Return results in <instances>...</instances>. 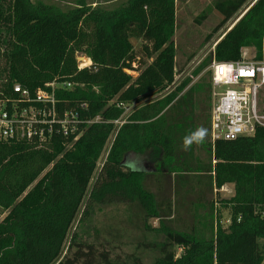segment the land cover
<instances>
[{"label": "trees", "instance_id": "1", "mask_svg": "<svg viewBox=\"0 0 264 264\" xmlns=\"http://www.w3.org/2000/svg\"><path fill=\"white\" fill-rule=\"evenodd\" d=\"M177 1L119 0L116 7L107 8L75 0L74 6L62 8L43 1L0 0V53L5 61L0 97H9L15 84L35 93L52 82L72 83V90L58 91L61 110L86 104L85 118L101 117L70 149L60 138L41 149L0 143V211L6 214L0 222V264H132L117 262L109 252L97 257L93 246H80L72 257H62L87 197L82 220L93 205L124 203L137 204L147 221H161L157 228L145 224L146 231L165 241L152 245L160 249L153 264L263 263L264 128L251 138L218 141L212 161L202 163L193 144L187 148L183 144L192 122L175 121L172 113L186 109L180 105L185 100L191 111L196 109L194 92L203 93L204 87L194 85L179 97L191 82L187 79L173 93L147 101L155 93L169 91L176 81ZM247 1L215 0L222 24ZM205 18L203 13L198 21ZM137 41L142 44L139 53ZM263 44L264 0H259L216 46L214 59L237 61L243 49H254L255 59L262 61ZM77 54L91 65L79 69ZM127 71L138 72V77ZM113 100L138 107L117 130L97 173L115 130L113 122L124 112L110 105ZM147 152L162 156L160 168L165 171L156 177L173 174L181 189L193 175L205 176L195 178L199 183L205 178L211 190L234 185V196L222 201L223 208L231 211L230 224L222 225L221 213L212 205L200 229L182 232L166 226L162 220L172 216V204L165 203V208L147 190V174L125 164L128 153ZM76 240L74 236L72 248ZM177 247L185 249L178 258ZM133 264L142 262L135 258Z\"/></svg>", "mask_w": 264, "mask_h": 264}, {"label": "rangeland", "instance_id": "2", "mask_svg": "<svg viewBox=\"0 0 264 264\" xmlns=\"http://www.w3.org/2000/svg\"><path fill=\"white\" fill-rule=\"evenodd\" d=\"M43 1L47 4L57 5L62 8L72 7L75 0H34ZM89 4H102L107 8H114L119 4V0H86ZM259 0H248L245 5L227 22L222 24V17L214 9L215 0H178L176 17L177 29L174 42L176 51V81L169 87V91L153 94L147 101L159 100L173 93L187 79H191L188 87L179 94L183 96L194 85L204 87V92H194L193 106L196 107L191 111L190 105H184L186 100L180 105L186 109H176L172 113L175 121L178 119H190L192 125L188 127L190 133L197 128L206 129V136L199 143H193L194 155L201 160L202 163L212 161L213 145L210 142V89L208 90L209 67L214 59L216 46L233 29ZM206 13L204 21L199 20L200 15ZM141 41L134 43L136 51L139 53ZM249 55L255 56L254 49H249ZM142 58V54H139ZM86 57L79 55L77 62L82 64V59ZM264 59V55H263ZM203 64H207L202 71L196 75L195 73L201 69ZM138 65L135 66L137 68ZM5 61L0 53V73L4 70ZM133 78L138 77V72L127 71ZM5 81L0 78V87ZM208 86V87H207ZM161 95V96H160ZM147 103V102H146ZM259 109L264 114V87L259 92ZM186 110V111H185ZM192 118V119H191ZM189 133V134H190ZM112 148V142L109 141L105 146L103 155L98 164V171L104 164L109 152ZM213 165L215 161L213 160ZM125 164H130L134 168L144 171L147 174L146 188L155 195L158 202L164 203L167 208L168 203L172 204V216L165 215L164 224L169 228L182 232H192L194 229H200L201 223L205 217H208L212 210L211 206L220 211L223 226L227 227L231 222V211L222 206V201H229L235 194L234 185L228 184L220 190L216 187L211 190L206 185L207 180L202 178L201 182L195 177L191 178L181 189L174 184L175 176L173 174H165L163 178L156 175L163 166L161 154H152L151 152L136 154L128 153L125 158ZM165 171V169H162ZM97 173L93 180L97 177ZM91 181L90 188L94 183ZM90 192V191H89ZM166 203V204H165ZM88 197L85 199L80 213L75 220L68 240L66 242L63 255L72 257L78 247L93 246L97 257L103 252H109L111 257L117 262H134L139 259L142 264H153L160 256V249L151 248L156 243H163L164 237L146 231L145 224L153 228L160 225V220L145 219V214L137 204H112V205H93L89 207V214L82 220V215L87 208ZM6 214L0 211V222L5 218ZM76 237V243L71 246L73 237ZM70 249V250H69ZM185 249L177 247L175 249L176 258L184 253Z\"/></svg>", "mask_w": 264, "mask_h": 264}, {"label": "built area", "instance_id": "3", "mask_svg": "<svg viewBox=\"0 0 264 264\" xmlns=\"http://www.w3.org/2000/svg\"><path fill=\"white\" fill-rule=\"evenodd\" d=\"M82 61V64L78 63L79 69L91 65L89 59V63L85 58ZM209 70L210 142L213 149L218 141L254 137L258 129L264 128V114L259 109V92L264 87V60H256L247 49H243L239 60L218 62L213 59ZM73 88L72 83L52 82L30 93L20 85H13L9 97H0V143L25 144L41 149L60 138L64 147H73L90 125L101 121L99 116L84 117L88 110L86 104L61 110L58 91ZM110 105L124 111L122 118L113 122L115 130L109 138L112 142L127 115L138 105L116 100Z\"/></svg>", "mask_w": 264, "mask_h": 264}, {"label": "clouds", "instance_id": "4", "mask_svg": "<svg viewBox=\"0 0 264 264\" xmlns=\"http://www.w3.org/2000/svg\"><path fill=\"white\" fill-rule=\"evenodd\" d=\"M205 136H206V129L197 128L183 138V144L185 148H187L193 143L201 142Z\"/></svg>", "mask_w": 264, "mask_h": 264}, {"label": "crops", "instance_id": "5", "mask_svg": "<svg viewBox=\"0 0 264 264\" xmlns=\"http://www.w3.org/2000/svg\"><path fill=\"white\" fill-rule=\"evenodd\" d=\"M248 51L251 52V50L247 49ZM263 55H264V44H263ZM264 60V59H263ZM209 127H210V119H209ZM159 173V172H158Z\"/></svg>", "mask_w": 264, "mask_h": 264}, {"label": "water", "instance_id": "6", "mask_svg": "<svg viewBox=\"0 0 264 264\" xmlns=\"http://www.w3.org/2000/svg\"><path fill=\"white\" fill-rule=\"evenodd\" d=\"M243 17V16H242ZM262 264H264V261H263V263Z\"/></svg>", "mask_w": 264, "mask_h": 264}, {"label": "bare ground", "instance_id": "7", "mask_svg": "<svg viewBox=\"0 0 264 264\" xmlns=\"http://www.w3.org/2000/svg\"><path fill=\"white\" fill-rule=\"evenodd\" d=\"M89 63V61H87ZM88 65V64H87Z\"/></svg>", "mask_w": 264, "mask_h": 264}, {"label": "snow or ice", "instance_id": "8", "mask_svg": "<svg viewBox=\"0 0 264 264\" xmlns=\"http://www.w3.org/2000/svg\"><path fill=\"white\" fill-rule=\"evenodd\" d=\"M242 74H244V73H242Z\"/></svg>", "mask_w": 264, "mask_h": 264}]
</instances>
